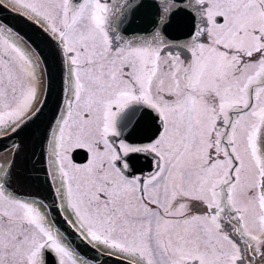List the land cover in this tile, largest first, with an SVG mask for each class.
<instances>
[{
	"label": "snow or ice",
	"instance_id": "snow-or-ice-1",
	"mask_svg": "<svg viewBox=\"0 0 264 264\" xmlns=\"http://www.w3.org/2000/svg\"><path fill=\"white\" fill-rule=\"evenodd\" d=\"M0 264H264V0H0Z\"/></svg>",
	"mask_w": 264,
	"mask_h": 264
}]
</instances>
